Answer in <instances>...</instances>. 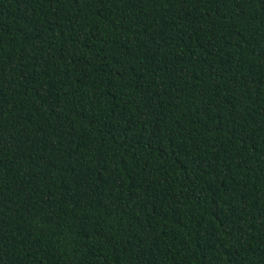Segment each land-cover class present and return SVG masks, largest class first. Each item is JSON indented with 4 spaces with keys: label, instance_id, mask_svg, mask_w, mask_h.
<instances>
[{
    "label": "trees",
    "instance_id": "obj_1",
    "mask_svg": "<svg viewBox=\"0 0 264 264\" xmlns=\"http://www.w3.org/2000/svg\"><path fill=\"white\" fill-rule=\"evenodd\" d=\"M0 264H264V0H0Z\"/></svg>",
    "mask_w": 264,
    "mask_h": 264
}]
</instances>
